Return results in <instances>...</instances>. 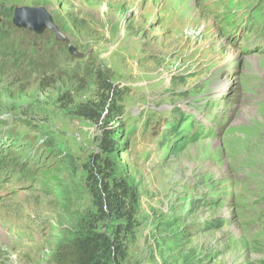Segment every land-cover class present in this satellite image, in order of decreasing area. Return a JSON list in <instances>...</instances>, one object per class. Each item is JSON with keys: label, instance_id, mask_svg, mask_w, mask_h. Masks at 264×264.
Masks as SVG:
<instances>
[{"label": "rangeland", "instance_id": "obj_1", "mask_svg": "<svg viewBox=\"0 0 264 264\" xmlns=\"http://www.w3.org/2000/svg\"><path fill=\"white\" fill-rule=\"evenodd\" d=\"M23 6L84 56L16 29ZM251 8L264 0H0V264H55L116 225L90 192L102 131L76 117L103 78L120 102L107 175L138 201L123 264H264V52L233 38Z\"/></svg>", "mask_w": 264, "mask_h": 264}, {"label": "trees", "instance_id": "obj_2", "mask_svg": "<svg viewBox=\"0 0 264 264\" xmlns=\"http://www.w3.org/2000/svg\"><path fill=\"white\" fill-rule=\"evenodd\" d=\"M103 85L99 89L101 99L97 107L80 105L76 117L94 123L101 129L98 155L91 156V175L95 186L90 190L92 202L98 214L116 220L111 234L100 233L96 229L83 231L71 243L63 245L55 258V264H123L128 252L126 236L132 233L136 221L137 194L126 181L107 175L110 169L107 157L111 156L115 148L113 137L116 131L107 130L103 124L105 120L115 121L111 117V108L120 102L116 98L117 92L109 79H101ZM118 109V116L122 111ZM105 114V116H104ZM117 121V120H116ZM117 123V122H116ZM89 178V177H88Z\"/></svg>", "mask_w": 264, "mask_h": 264}, {"label": "water", "instance_id": "obj_3", "mask_svg": "<svg viewBox=\"0 0 264 264\" xmlns=\"http://www.w3.org/2000/svg\"><path fill=\"white\" fill-rule=\"evenodd\" d=\"M12 24L18 30L24 29L38 36L45 31H50L54 34L56 42L69 45L68 38L54 24L52 16L43 7L23 6L16 8L14 10ZM68 52L76 59L84 56L82 53H78L77 49L72 45H69Z\"/></svg>", "mask_w": 264, "mask_h": 264}, {"label": "bare ground", "instance_id": "obj_4", "mask_svg": "<svg viewBox=\"0 0 264 264\" xmlns=\"http://www.w3.org/2000/svg\"><path fill=\"white\" fill-rule=\"evenodd\" d=\"M237 55V54H236Z\"/></svg>", "mask_w": 264, "mask_h": 264}]
</instances>
